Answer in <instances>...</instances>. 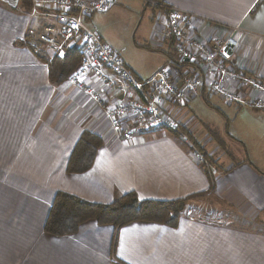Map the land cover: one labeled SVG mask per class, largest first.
<instances>
[{"label":"crops","instance_id":"0c3cea01","mask_svg":"<svg viewBox=\"0 0 264 264\" xmlns=\"http://www.w3.org/2000/svg\"><path fill=\"white\" fill-rule=\"evenodd\" d=\"M162 1L196 16L190 32L200 41L210 44L231 33L237 45L229 67L264 83V0ZM27 3L0 0V264H264V230L239 224L264 219V110L226 103L205 77L197 93L170 112L186 108L198 120L193 101L201 98L216 115L199 119L201 129L193 116L178 120L207 166L174 132L153 128L123 140L111 130L106 109L134 96L129 83L108 70L113 86L91 80L102 104L66 82L51 84L47 65L18 42L56 22ZM146 6L143 0H115L85 20L138 80L148 75L123 55L112 34L116 24H136L137 33L145 22L148 31L136 40L173 55L172 42L162 38L166 11L154 7L149 16ZM84 130L100 136L102 145L87 171L67 173ZM57 191L105 204L130 191L162 201L211 195L221 215L196 218L185 212L187 206L176 227L135 221L115 228L89 220L71 235L55 236L44 231V223Z\"/></svg>","mask_w":264,"mask_h":264},{"label":"built area","instance_id":"2783aa9c","mask_svg":"<svg viewBox=\"0 0 264 264\" xmlns=\"http://www.w3.org/2000/svg\"><path fill=\"white\" fill-rule=\"evenodd\" d=\"M143 1L166 11L167 26L162 38L172 42L170 52L174 56V62H169L145 80L136 79L117 52L85 21L94 14L106 12L115 0H29L34 13L52 16L56 23L46 24L41 32L33 35L28 40V47L33 54L43 52L50 61L63 60L66 49L75 46L81 57L66 83L95 104H102V98L91 80L113 86V81L104 72L108 70L126 80L135 91L134 96L106 109L111 130L118 137L128 140L139 132L153 128L174 132L191 147L193 157L207 166L208 161L179 129L181 124L170 112L171 106L186 104L205 84L206 77L210 91L226 103L264 110V97L246 95L248 92L264 94V83L244 71L235 72L229 67L237 45L231 33L207 44L190 32L196 19L194 14L162 0ZM228 81L239 86L245 95L233 91Z\"/></svg>","mask_w":264,"mask_h":264},{"label":"trees","instance_id":"16d2710c","mask_svg":"<svg viewBox=\"0 0 264 264\" xmlns=\"http://www.w3.org/2000/svg\"><path fill=\"white\" fill-rule=\"evenodd\" d=\"M23 2L25 3L26 0ZM27 4L30 7L29 0ZM18 43L28 47L26 38ZM35 56L37 60L47 65L48 78L53 85L65 82L78 65L81 57L75 46L66 49L63 60L49 61L43 52L37 53ZM179 129L189 137L188 133L184 131L185 129H182V125H179ZM101 145L102 138L100 136L88 130L82 131L68 157L66 172L83 173L87 171L92 166L97 149ZM194 197L196 196L167 201L140 199L135 192L130 191L116 197L111 203L105 204L90 202L76 195L57 191L49 207L44 231L55 236H67L75 233L81 224L89 220H93L99 225H112L115 228L135 221L155 222L176 227L186 203Z\"/></svg>","mask_w":264,"mask_h":264},{"label":"rangeland","instance_id":"374dc122","mask_svg":"<svg viewBox=\"0 0 264 264\" xmlns=\"http://www.w3.org/2000/svg\"><path fill=\"white\" fill-rule=\"evenodd\" d=\"M155 9L158 10L157 8H154L152 6H146L144 11L147 12L150 16L152 14V10H155ZM127 14H128V16L132 17L129 13H127ZM148 28H149V26H147L145 22H143L141 24L137 33H136V24L133 25L130 23H125V24L119 23V24H116L112 28V34L115 36V38L117 40H119V42L125 48V52L123 53V55H125V57L128 60H130V62H134L137 66H139L141 71L145 75H148L144 78L142 77V79H144V80H145V78H148L149 76H151L155 71H157L161 67L168 65V62H171L170 60L171 59L173 60V58H174L173 55L169 54L168 52L166 53L162 50L156 49L155 46H153L152 44H150L148 42H140L139 40H136V38L138 39V37H141L142 31L144 29H146L148 31ZM136 42L139 43L140 45L136 44ZM148 47H151L153 50H151ZM130 88L133 90V88L131 86H130ZM133 92L135 95L134 90L132 91V93ZM193 102H195V106L192 105L193 109H194L193 113L196 116V118L199 117L198 120L195 119L191 110L186 109V108L183 110L182 113L177 115L174 112V114L176 116V120H182V119L193 116L195 119L194 123L192 122L194 127L197 125L198 127L200 126L199 129H201V125H200L201 122L199 119H202L204 117H212L213 118V117H216V115L213 113V111H211L209 109V107L204 103V101L201 98H197ZM213 103L218 104L216 99L213 100ZM218 105H220V104H218ZM212 118H209V119H212ZM202 127L205 128V126H203V124H202ZM0 159H2V158H0ZM2 164H5L4 159H2ZM214 199H216V198L215 197L213 198V196H211V195L210 196L207 195L205 197H200L196 201L194 199H191L192 201H189L188 203H186L183 212L185 211L186 207L188 206L185 212H188L190 216H193L196 218L197 217L198 218H205L209 215L219 214L218 212L220 211L219 210L220 206L214 202ZM219 215H221V214H219ZM209 218H212V216H209ZM260 219H261V221L249 222V223L248 222L247 223H241L240 222L239 224L247 225L250 229H253L256 231L264 230V219H262V218H260Z\"/></svg>","mask_w":264,"mask_h":264},{"label":"water","instance_id":"95a60500","mask_svg":"<svg viewBox=\"0 0 264 264\" xmlns=\"http://www.w3.org/2000/svg\"><path fill=\"white\" fill-rule=\"evenodd\" d=\"M3 1H5V2H7V3H9V4L13 5V6H15L17 4V1L18 0H3Z\"/></svg>","mask_w":264,"mask_h":264}]
</instances>
